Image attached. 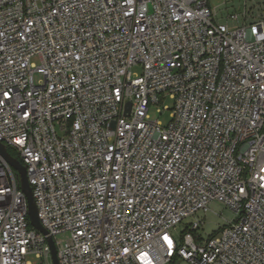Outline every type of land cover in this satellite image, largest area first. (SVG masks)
Wrapping results in <instances>:
<instances>
[{"label": "built area", "instance_id": "1", "mask_svg": "<svg viewBox=\"0 0 264 264\" xmlns=\"http://www.w3.org/2000/svg\"><path fill=\"white\" fill-rule=\"evenodd\" d=\"M216 15L0 0V143L47 231L0 154V264H54L49 239L59 264H264V14ZM167 100L164 125L150 110ZM214 202L237 217L203 239Z\"/></svg>", "mask_w": 264, "mask_h": 264}, {"label": "rangeland", "instance_id": "2", "mask_svg": "<svg viewBox=\"0 0 264 264\" xmlns=\"http://www.w3.org/2000/svg\"><path fill=\"white\" fill-rule=\"evenodd\" d=\"M210 8L215 10L216 21L228 22L230 26L236 24L230 19L231 15L235 14L239 16V25L244 24L243 15L246 7L252 9L254 12H259V14H264V0H208ZM252 19H248L250 23ZM33 62L38 64V60ZM42 78L41 73H35L36 82ZM172 107L173 103L167 100L164 105L152 106L150 110V115L153 119H159L164 125L170 122V111H165L163 113H158V109H163V106ZM237 215L232 212L225 205L214 202L209 206V211L200 212L198 218L204 221V225L197 231V234L201 238L206 239L213 234L217 233L220 228L228 226V223L235 220ZM194 221V220H193ZM184 229V225L178 226L176 230V237H179ZM179 264H186L180 262Z\"/></svg>", "mask_w": 264, "mask_h": 264}, {"label": "water", "instance_id": "3", "mask_svg": "<svg viewBox=\"0 0 264 264\" xmlns=\"http://www.w3.org/2000/svg\"><path fill=\"white\" fill-rule=\"evenodd\" d=\"M130 108H131V104L128 105V111H130ZM0 154L8 162V164L17 172V175L20 179V188L28 200L29 218H30L31 225L38 231L47 235V231L43 228L38 218V211H37L36 203L33 197L32 188L28 182L26 168L17 159H15L14 157L10 155L7 147L1 143H0ZM49 243L52 248L53 263L59 264L58 258H57V250H56L53 239H49Z\"/></svg>", "mask_w": 264, "mask_h": 264}, {"label": "trees", "instance_id": "4", "mask_svg": "<svg viewBox=\"0 0 264 264\" xmlns=\"http://www.w3.org/2000/svg\"><path fill=\"white\" fill-rule=\"evenodd\" d=\"M10 151H11V153H12V155H13L14 157H16L17 159H19L18 156L16 155V153H14V151H12L11 149H10Z\"/></svg>", "mask_w": 264, "mask_h": 264}]
</instances>
